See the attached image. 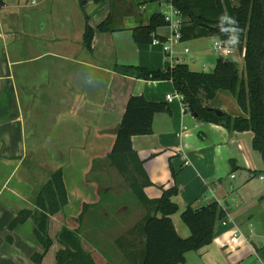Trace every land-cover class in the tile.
I'll list each match as a JSON object with an SVG mask.
<instances>
[{
	"label": "crops",
	"instance_id": "1",
	"mask_svg": "<svg viewBox=\"0 0 264 264\" xmlns=\"http://www.w3.org/2000/svg\"><path fill=\"white\" fill-rule=\"evenodd\" d=\"M25 1L29 0H0V158L3 161L15 160L12 170L8 173V179L23 165L28 150L44 156L40 167L48 166L46 170L49 178L52 172L62 169L67 189L68 163H58L53 156L62 154L64 148L67 149L66 154H69V149L73 152L77 149V154H84L86 146L89 148L86 140H91L93 147H103L104 159L109 164L103 160L102 170L107 172L109 169H115L119 173L107 159V155L111 152L127 99L132 94H142L148 101L165 102L168 106L167 111L154 116L150 135L132 138L133 150L143 162V168L152 183L144 187L145 195L149 199H155L161 195L162 188L177 187L178 193L173 197V201L178 205L179 211L171 215V220L176 232L183 238L188 237L190 232L181 220V212L187 206L199 208L212 202L218 203L241 233L240 241L231 244L230 238L236 229L233 225L223 226L220 219L217 220L212 241L198 251L187 252L183 264H190V258L191 264H241L243 259L232 262L230 255L236 258L242 255L246 247L252 250L254 260L264 264V249L257 248L252 241L256 229L250 222L251 217L246 216L247 213L242 215L246 208L240 209L239 205L235 204V207L240 209L237 212L233 211L230 205L236 198V193H240L243 199L246 198L248 187L253 184L255 177L259 176V180L264 181V173H259L264 170V162L251 146L253 134L230 131L223 125L201 121L191 111H187L182 100L177 97L167 101L166 95L177 93L169 80L136 79L115 71V66H142L156 70L166 69L176 63L187 64L185 57L190 53L189 48L184 46L182 51H176L175 46L197 42L200 38L174 42L169 52L172 58L169 59L163 47V43L168 42L171 37L169 27L158 30L157 33L163 41L155 45L136 44L131 35L132 28L148 23L154 13L166 15L160 9L163 5L167 6L166 2H154L156 7L152 9L150 3L141 4V0H105V3H102V0L100 3L90 4L88 23L95 31L92 48L87 50L83 45L85 19L79 12L77 0H44L39 13H31L30 7L24 4ZM146 11L149 12L145 16ZM109 13L114 16L116 29L98 31L96 26L105 20ZM127 15L131 20L126 23L124 20ZM204 38H213L215 41L218 37ZM13 44H16L15 49L10 50ZM229 47L232 49L230 58L235 60L238 73L243 76L244 49L239 51L236 47ZM236 50L238 55H235ZM198 51L201 52L196 48L193 53L199 54ZM190 62L193 60L190 59ZM53 94H56V97H53ZM226 101H230L232 109ZM234 101L236 102L231 94L218 91L214 99L204 101L203 104L212 109H220L231 116H246ZM37 103L40 104L37 107L43 108L40 112L44 123L49 124L55 120L68 126L67 129L63 127L66 133L64 138L68 142L64 141L62 147L57 146L56 153L51 143L39 141L42 134H39L40 129L34 117L29 129L30 134L25 133L26 117L32 116V109ZM94 139L96 143L92 142ZM2 170L3 164H0V171ZM238 170L244 173L241 174L240 180L233 182ZM115 175L117 176L113 179L116 180V188L131 191L129 182L120 173ZM28 181L29 179L25 178L24 183L28 184ZM1 190L2 188L0 195ZM12 194L16 197V209H6L5 213H1L4 208H0V229L3 231L20 210L35 208L31 197L26 200L17 192ZM262 195L264 191L257 193V196ZM71 201L68 197L67 204L62 208L64 211L71 208ZM22 202L25 205H22ZM97 202L98 200L83 201L80 211L76 210L77 221L80 228L83 227L82 234H88L89 239L92 237L91 242H96L102 233L96 228L101 227V223L94 224V219L89 218L98 217L102 222L110 215L106 210H102V216L96 212ZM137 202L142 211L137 208L139 214L136 217L133 211L135 207L122 204L118 206L119 213H128V217H118L116 224L111 223L110 231H105L111 236L110 241L124 254V260L121 255V258H117L118 262L120 260L123 264H133L132 259L127 258L133 240L129 231L145 214V208L138 200ZM24 224L26 222L12 231L15 232ZM87 224H94V233L90 232V226ZM30 228L33 232V227ZM12 231L6 228V234L0 236V250L12 249ZM78 235L80 236L79 232ZM80 240L83 249L89 252L90 242H87L86 247V241L81 238ZM32 241L35 243L37 240L33 237ZM25 245L23 243L22 248H25ZM34 253L29 249L27 254L30 262L26 260V264H32ZM92 257L98 264L95 256Z\"/></svg>",
	"mask_w": 264,
	"mask_h": 264
},
{
	"label": "trees",
	"instance_id": "2",
	"mask_svg": "<svg viewBox=\"0 0 264 264\" xmlns=\"http://www.w3.org/2000/svg\"><path fill=\"white\" fill-rule=\"evenodd\" d=\"M84 6L88 0H78ZM99 2L100 0H94ZM141 0V4L170 2L180 14V41L216 36L223 43L244 49L245 70L238 73L233 58L219 57L212 72L195 71L185 63H176L166 69L150 70L142 66H115V71L136 79L172 82L176 92L182 96L185 109L195 113L204 122L223 125L230 131L251 132V146L264 162V0ZM169 24L162 13L151 15L148 23L131 29L136 44L150 45L153 40L163 41L158 30ZM101 32L114 31L111 14L96 26ZM95 29L85 19L83 45L91 50ZM218 91L231 94L246 116H231L225 112L217 115L204 101L215 98ZM168 110L165 102L148 101L144 95L132 94L126 101L124 113L115 132V139L107 159L129 182L132 194L145 208L143 218L129 231L133 240L127 258L133 264H178L185 262L189 251H198L213 238L214 225L225 216L216 202L199 208L187 206L180 214L189 236L178 235L171 215L179 211L173 201L176 186L162 188L158 198L149 199L144 187L152 185L143 162L132 147L133 136L150 135L152 122L157 113ZM258 173V172H257ZM259 173H264L262 170ZM174 178V172L172 171ZM68 196L62 169L50 174L49 180L34 198L37 211L20 210L8 223L9 230L35 216L33 229L43 252L32 255V264L41 261L51 247L48 235L49 218L61 211ZM8 238V237H7ZM60 248L55 254V264H96L92 254L83 249L78 233L62 227L57 235Z\"/></svg>",
	"mask_w": 264,
	"mask_h": 264
},
{
	"label": "rangeland",
	"instance_id": "3",
	"mask_svg": "<svg viewBox=\"0 0 264 264\" xmlns=\"http://www.w3.org/2000/svg\"><path fill=\"white\" fill-rule=\"evenodd\" d=\"M95 2L94 0H88L84 6H81L79 1L78 3V9L82 16H84V19H86L89 9L91 8L90 4H97L100 3ZM44 0H29L25 1L24 4L30 7V12L32 13H39V9H41L43 5ZM92 2V3H91ZM40 3V4H39ZM102 3H105V0L102 1ZM237 3V0L234 1V4ZM33 4V6H32ZM151 8H155L156 4L150 3ZM87 6V8H86ZM161 11H163L165 14L169 13V8L166 5H163L160 7ZM149 11L145 12V16ZM110 14V13H109ZM113 19L114 16L111 14ZM131 19H129V16L127 15L125 18V22H130ZM213 38H200L197 40V42H191V43H184V44H178L175 46L176 51H182L184 46H187L190 50V53L187 54L185 57L186 63L189 65L191 69H194L195 71H203V72H212L215 68L217 59L219 57H222L219 53L215 52L213 49ZM196 44V45H194ZM15 45L13 44L9 49L11 48L14 50ZM200 49L201 52L199 54L193 53L196 48ZM235 55H238V50L235 51ZM196 57V58H195ZM228 57L230 56H223ZM190 59L193 60V62H190ZM57 93V92H56ZM5 98V96H3ZM53 97H56V94H53ZM59 98L60 96L57 95ZM218 100V99H217ZM221 100V98L219 99ZM228 107L232 109V104L230 101H226ZM235 102V101H234ZM236 103V102H235ZM234 103V104H235ZM218 104H220L218 102ZM40 106V104H36L35 107L32 109L33 114L32 116L26 117V123H25V133L28 135L29 129L31 127L32 118L34 117L35 123L37 124L38 128L40 129V133L42 134V138H40L42 143L49 144L51 143L54 148V153H56L55 149L61 146V144L65 141L66 143L68 140H65L64 136L66 133L64 132V128H68V126L60 123L55 122V120L52 123L46 124L43 122V115H41L40 110L43 109ZM72 124H70L71 126ZM53 127V128H52ZM29 138V137H28ZM71 141V140H69ZM79 142L81 140H78ZM92 142L96 143V140H92ZM65 143V144H66ZM86 145L89 146V148L86 146V149L84 151V154H77L76 152L72 151V149H69L68 153L65 152L67 149H62V154H54L53 159L57 161L58 163H68L67 165V171H66V181H67V196L72 199L71 201V208H68L66 211L63 209L60 213H58L56 216L53 215L49 218V226H48V235L52 239L51 247L48 249V251L45 253L41 264H55V253L56 250L59 248V242L57 241V235L59 231L62 229V227H67L69 229H72L79 232L80 238L86 241V247L87 242L90 246L89 252L92 253L93 256H95V259L98 264H123L121 261L117 258H121L124 260V254L122 251L117 249L113 241H110L111 236L105 231H110V225L111 223H115L118 217L121 219L124 217H128L127 215H121L118 210V206H121L122 204H125V206L129 207H135L133 209L134 211V217L137 216L138 211L137 208L141 209V207L138 205V202L135 198V196L132 194L130 190L125 191V189L116 188V180L115 178L119 174L115 169L113 171H110V169L107 172H104L102 170L103 162L109 164L108 161L104 159L103 154V147L100 146V148L91 146V140L85 141ZM102 144V142H101ZM65 146V145H64ZM62 147V146H61ZM88 149V150H87ZM47 151V150H46ZM36 154L32 151L29 152L27 150L25 154V161L23 165L17 169L14 174L8 179V173L12 170V167L14 166L15 160L13 161H3L2 158H0V164H3V169L0 171V189L1 195H0V208L1 213H5L6 209L10 211V209H16V197L12 194L18 193L19 196L23 199L29 200V197H31V202L34 203V198L38 191L41 189V187L47 182L49 175L46 170L48 166H45L46 168H42L41 163L43 162L44 156ZM57 156V158H56ZM104 160V161H103ZM244 173L242 170H238L235 172V175L237 176L234 181H238L241 179V174ZM25 178L29 179L28 184L24 183ZM8 179V180H7ZM7 180V182H6ZM6 182V183H5ZM5 183V186L2 187V184ZM28 185V186H27ZM249 191L246 194V198H242L240 196V193H236V198H234L233 202H230V205L232 207L233 211H240L242 207H245V211L242 212V215L244 213H247L246 216H250V222L254 225V228L256 229V232L254 236L252 237V241L255 243L257 248L264 249V195L257 196V193H260V191H264V181L259 180V176L254 178L253 184L250 185ZM240 200H239V199ZM97 205L95 207L96 212L100 213L102 216L103 211L106 210L110 215L107 219H103L102 222L98 217H90L89 219H94V224L101 223V227H96L97 229H100V232L102 235L101 237H98L96 242H91V239H89V235H83V227L80 228V225L77 221V212L76 210L80 211L81 209V203L83 201L85 202H93L96 201ZM68 201V200H67ZM235 204L239 205L238 207H235ZM22 205H25L22 202ZM31 211H37L36 207ZM4 215V214H2ZM35 216L32 215L31 217L27 218L25 221L26 224L21 225L16 229V231H12V237H13V247L9 251H4L3 249L0 250V264H26V260L30 262V259L28 258L29 249H32V252H43V247L39 242L32 241V238L35 237L32 235V228L36 226L35 223ZM37 217V216H36ZM101 218V217H100ZM9 219V218H8ZM7 219V220H8ZM99 221V222H98ZM24 222V223H25ZM9 223V222H8ZM89 225L88 229L91 233H94L93 231V225ZM8 225V224H7ZM6 228L5 230L0 229V236L6 234ZM80 228V230H79ZM9 230V229H8ZM15 230V229H13ZM19 230V231H18ZM31 231V232H30ZM5 233V234H4ZM105 233V234H104ZM31 235V239H30ZM94 237V236H93ZM1 238V237H0ZM30 239V240H29ZM8 242H10L8 240ZM31 242V243H29ZM23 243H25L26 247L22 248ZM8 247V246H7ZM9 248V247H8ZM93 248V250H92ZM24 250V251H23ZM194 252V251H193ZM244 252V253H243ZM228 254L229 252L226 251ZM27 254V256H26ZM194 254V253H193ZM20 255V258H19ZM121 255V257H120ZM240 257V260L238 258ZM26 258V259H25ZM255 256L252 253V250L249 247H246L242 251V255L233 258L230 255V260L233 261H241L243 259V263L241 264H260L258 261L254 260ZM208 259V258H207ZM190 264H191V258ZM33 263V262H32ZM28 264V263H27ZM31 264V263H30ZM182 264V263H178Z\"/></svg>",
	"mask_w": 264,
	"mask_h": 264
},
{
	"label": "built area",
	"instance_id": "4",
	"mask_svg": "<svg viewBox=\"0 0 264 264\" xmlns=\"http://www.w3.org/2000/svg\"><path fill=\"white\" fill-rule=\"evenodd\" d=\"M166 3L169 8V13L164 16H165L166 21L169 22L167 27H169L171 31V37L168 42L163 43V47H164V51L168 55L167 57L170 59L172 57H171V53L169 52H171L172 44L174 42H178L180 38L179 26H180L181 20H180L179 11L175 9L171 5L170 2H166ZM159 43H160L159 40L155 39L153 40L151 44L155 45ZM213 49L215 50V52L219 53L221 56H229L232 54V49L229 46H227L225 43H223L219 38H216V40L214 41ZM187 51H188L187 48H185V52ZM176 97L182 100V96L179 95L178 93L174 95L173 94L166 95V100L170 102L172 101L173 98H176ZM220 223L223 226H229V225L234 226V223L232 222L231 218L227 214L223 218L220 219ZM234 228L236 229L235 226ZM240 238H241V233L238 231V229L234 230V233L230 238L231 244H237L240 241Z\"/></svg>",
	"mask_w": 264,
	"mask_h": 264
},
{
	"label": "water",
	"instance_id": "5",
	"mask_svg": "<svg viewBox=\"0 0 264 264\" xmlns=\"http://www.w3.org/2000/svg\"><path fill=\"white\" fill-rule=\"evenodd\" d=\"M214 111H215V113L217 114V115H222L223 114V111L222 110H220V109H213ZM193 115L196 117L197 115L195 114V113H193Z\"/></svg>",
	"mask_w": 264,
	"mask_h": 264
}]
</instances>
